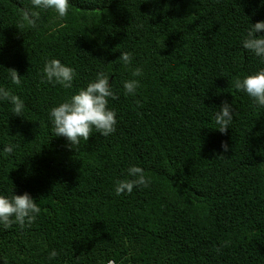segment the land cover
Segmentation results:
<instances>
[{
  "label": "trees",
  "instance_id": "trees-1",
  "mask_svg": "<svg viewBox=\"0 0 264 264\" xmlns=\"http://www.w3.org/2000/svg\"><path fill=\"white\" fill-rule=\"evenodd\" d=\"M28 7L0 0V87L24 102L20 116L0 103V194L27 192L41 211L0 226V264H264V107L234 88L264 68L241 46L261 0H70L62 26L49 11L37 28ZM53 58L75 69L71 88L46 81ZM100 72L119 94L116 132L70 146L49 113ZM132 165L148 187L116 195Z\"/></svg>",
  "mask_w": 264,
  "mask_h": 264
},
{
  "label": "clouds",
  "instance_id": "clouds-1",
  "mask_svg": "<svg viewBox=\"0 0 264 264\" xmlns=\"http://www.w3.org/2000/svg\"><path fill=\"white\" fill-rule=\"evenodd\" d=\"M264 5V0H261ZM70 0H29V7L24 12V19L28 26L39 27V20L42 13L51 11L54 14L53 27L62 26L58 22L62 21L69 12ZM264 21H257L250 24L246 30V35L241 41L243 49L252 53L264 63ZM3 41L0 40V47ZM120 59L124 64L132 61L131 53H121ZM11 82L15 85L21 84V76L14 69H9ZM43 73L46 81L53 86L61 85L64 88H71L76 76V71L69 65L62 63L59 59L46 60ZM141 75V69L137 68L133 76ZM140 87L138 80H126L123 89L127 95H135ZM234 88L246 94L258 107H264V68L254 73L237 79ZM119 99V94L110 83V78L103 72L97 73L94 80L88 82L87 86L79 89L70 98L53 107L49 113V118L54 128V135L64 137L70 146L78 145L80 140H88L93 129L102 136L107 137L116 132L117 113L109 107V100ZM9 102L14 113L19 115L24 108V102L17 95L11 94L9 90L0 87V103ZM20 116V115H19ZM234 119L232 104L225 101L215 114V122L220 132H225ZM227 151V145H222ZM12 147L5 151L11 153ZM149 179L145 177L144 170L140 166L132 165L127 169V178L120 180L114 187L116 195L131 194L134 189L148 187ZM40 207L35 199L27 192L22 195L12 193L11 196L0 194V226L5 229L18 224L21 228L30 226L35 222L40 214ZM225 242L222 247H226ZM58 256L55 250L48 254V259L53 260ZM113 262H110L111 264ZM114 264V263H113Z\"/></svg>",
  "mask_w": 264,
  "mask_h": 264
},
{
  "label": "built area",
  "instance_id": "built-area-1",
  "mask_svg": "<svg viewBox=\"0 0 264 264\" xmlns=\"http://www.w3.org/2000/svg\"><path fill=\"white\" fill-rule=\"evenodd\" d=\"M111 264H113V263H111Z\"/></svg>",
  "mask_w": 264,
  "mask_h": 264
}]
</instances>
